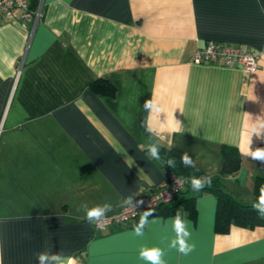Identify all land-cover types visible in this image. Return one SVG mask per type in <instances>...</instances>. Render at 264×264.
<instances>
[{"label":"crops","instance_id":"crops-1","mask_svg":"<svg viewBox=\"0 0 264 264\" xmlns=\"http://www.w3.org/2000/svg\"><path fill=\"white\" fill-rule=\"evenodd\" d=\"M30 2L42 14L27 26L0 21V264H38L41 251L74 264H144L141 246L165 248L166 264H264V225L216 230L210 190H184L175 210H155L148 219L161 222L143 237L133 235L140 216L96 230L80 210L108 202L115 212L125 198L164 186L149 144L190 153L226 192L257 201L264 162L238 145L246 124L264 119V0ZM209 40L255 51L258 68L195 64ZM152 98L163 112L145 109ZM251 141L264 148V136ZM224 146L241 154L232 173ZM177 212L195 244L187 256L167 249L174 233L163 221Z\"/></svg>","mask_w":264,"mask_h":264},{"label":"clouds","instance_id":"clouds-1","mask_svg":"<svg viewBox=\"0 0 264 264\" xmlns=\"http://www.w3.org/2000/svg\"><path fill=\"white\" fill-rule=\"evenodd\" d=\"M144 107L146 110H150V115L152 113L159 114L163 112V109L154 98L147 100ZM148 130L149 132L152 131L151 128ZM174 131H180L179 123L176 124ZM253 134L257 137L264 136V119L258 117L254 122L251 121L246 124L245 131L242 133L241 142L238 145L239 151L246 157H251L253 160L264 162V148L257 147L255 150L250 148L252 142L251 137ZM148 154L153 159L159 160V146L156 144H149ZM180 159L185 167H196V161L187 152H185ZM132 163L133 162H131V165ZM167 164L170 167H174L175 161L169 160ZM210 183L211 178L207 176L203 178H190V185L193 191H200ZM141 203L142 201L134 203L132 197H127L123 200V204L131 210H134L137 205ZM111 207V204L108 202L96 204L92 207H89L87 202H82L80 210L84 213L85 221L88 223H97L105 218L106 213L111 210ZM253 208L261 217H264V187L260 189V194L257 201L253 204ZM154 211V209H149L141 214L138 224L133 227L134 236L143 237L145 234L144 229L149 223L155 224L161 222L158 219H153L151 222L149 221L148 218L153 215ZM163 223L170 228L172 233H174V235L167 241L168 250L174 249L184 256L189 255L195 250V244L190 243L191 231L189 228V221L184 219L180 212H177L174 217H169L166 221H163ZM35 257L38 264H74L71 257H65L60 252L41 251L35 253ZM165 257L166 250L160 246H141L138 250V260L144 262V264H166Z\"/></svg>","mask_w":264,"mask_h":264},{"label":"built area","instance_id":"built-area-1","mask_svg":"<svg viewBox=\"0 0 264 264\" xmlns=\"http://www.w3.org/2000/svg\"><path fill=\"white\" fill-rule=\"evenodd\" d=\"M42 14V4L33 8L30 0H0V21H17L22 26L39 18ZM259 55L242 44L209 40L204 46L197 49L194 54L195 64H220L227 67H243L248 70L258 68ZM205 176H198L203 178ZM191 177L179 176L174 172L167 173V181L164 186L134 195L133 202L142 201L134 210L123 205L115 212H107L105 218L93 223L96 230H105L111 225H132L138 217L149 209H155L163 204L176 201L178 194L190 184ZM84 264V263H80Z\"/></svg>","mask_w":264,"mask_h":264},{"label":"trees","instance_id":"trees-1","mask_svg":"<svg viewBox=\"0 0 264 264\" xmlns=\"http://www.w3.org/2000/svg\"><path fill=\"white\" fill-rule=\"evenodd\" d=\"M35 1V0H34ZM159 146V156L163 161L164 170L167 173L174 172L179 176L185 177H198L207 176L203 172L193 167H185L181 163V156L185 151L167 147L164 145L156 144ZM188 153V152H187ZM223 157L225 160V174L232 173L239 168L241 162V154L239 151L232 146H224L222 148ZM192 156L190 153H188ZM193 158V157H192ZM174 160V167H170L167 162ZM209 177V176H207ZM211 178V177H210ZM264 187V176L258 177L255 183V195L258 198L260 189ZM184 190L192 191L194 193H200L203 190H210L216 193L218 196V208H217V219H216V230L220 232L228 231L231 224H238L246 227H255L256 225H264V217H261L259 213L253 208V204L243 203L242 201L235 198L230 193L226 192L218 179L211 178V183L207 184L205 188L200 191H193L191 185L188 184L177 196L176 201L170 204H163L154 210L173 211L179 205V197ZM188 203V208L192 213L194 211L193 198L185 199ZM184 201V203H185ZM183 202V201H182Z\"/></svg>","mask_w":264,"mask_h":264}]
</instances>
